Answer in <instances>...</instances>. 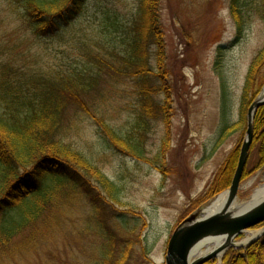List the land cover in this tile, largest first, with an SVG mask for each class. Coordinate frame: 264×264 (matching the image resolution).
<instances>
[{
	"label": "rangeland",
	"instance_id": "1",
	"mask_svg": "<svg viewBox=\"0 0 264 264\" xmlns=\"http://www.w3.org/2000/svg\"><path fill=\"white\" fill-rule=\"evenodd\" d=\"M231 1L160 0L169 98L158 95L155 101L166 109L144 123L145 159L105 145L93 115L69 109L78 130L69 133L67 141L121 188V202L112 206V216L102 220L99 212L98 218L113 236L114 254L130 243L126 264H164L175 227L216 197L200 201L229 153L238 149L239 154L247 109L264 87L262 65L257 71L262 85L248 100L245 122L239 125L247 70L264 46V0H236L239 23ZM137 2L86 0L83 11L68 25L35 35L18 18L16 0H0V65H11L32 79H52L91 65L87 52L106 53L111 47L122 51ZM132 84L106 74L85 100L99 117L125 133L138 119ZM256 153L257 145L250 146L247 174L237 190L239 201L248 199L262 181L264 164L255 168ZM62 190L66 193L55 208L59 223L52 225L54 231H47V215L24 228L11 241L10 247H15L5 264H93L99 258L98 248L105 240L99 232L85 230L91 204L69 186ZM263 227L264 223L256 225L234 241ZM260 238L264 243V233L256 239ZM223 255L213 264H223Z\"/></svg>",
	"mask_w": 264,
	"mask_h": 264
},
{
	"label": "trees",
	"instance_id": "2",
	"mask_svg": "<svg viewBox=\"0 0 264 264\" xmlns=\"http://www.w3.org/2000/svg\"><path fill=\"white\" fill-rule=\"evenodd\" d=\"M16 2L14 9L27 29L35 35H47L75 20L86 0ZM159 2L138 0L129 30L122 40L124 49L111 47L106 48V53L87 52L91 65L81 69L61 72L52 79H32L28 73L20 72L21 76L11 65H0V261L3 264L15 247H10L13 238L42 216L49 218L47 231H54L52 225L59 223L55 221L58 217L55 208L58 199L66 193L62 189L68 186L76 191L74 194L79 199L91 204L85 230L97 231L105 240L93 264H126L130 243L114 254L113 236L106 232L98 218L99 212L102 220L112 216V206L121 202V188L67 141L68 134L78 130L69 109L92 114L97 134L105 145L145 159L144 123L147 125V118L164 113L162 107L166 109V106L155 101L158 95L169 98ZM231 11L239 23L236 0L231 1ZM262 65L264 46L247 70L239 125L245 122L248 100L256 96L262 85L261 81L257 82V71ZM106 74L130 80L136 91L138 119L125 133L99 117L97 109L94 111L85 100L87 94L98 89ZM255 145V168H258L264 164V105L258 107L253 119L251 147ZM238 155V149L229 153L200 201L214 197L230 185ZM246 174L244 169L241 178ZM213 260L202 264H213ZM222 261L223 264H264L263 240L257 239L246 248L228 249Z\"/></svg>",
	"mask_w": 264,
	"mask_h": 264
},
{
	"label": "water",
	"instance_id": "3",
	"mask_svg": "<svg viewBox=\"0 0 264 264\" xmlns=\"http://www.w3.org/2000/svg\"><path fill=\"white\" fill-rule=\"evenodd\" d=\"M259 95L260 93L247 109L245 138L240 146L237 165L230 185L223 192L226 193L223 206L217 212L203 217H200L202 208H199L179 223L168 239L164 264H202L215 259L220 252L223 254L230 247H243L234 246L231 242L246 230L264 222V197L241 213L235 214L230 210L237 197V190L252 143L254 115L257 108L264 105V98ZM263 233L264 227L246 245L251 244ZM215 237H224V243L200 257L191 259V252L198 243Z\"/></svg>",
	"mask_w": 264,
	"mask_h": 264
},
{
	"label": "bare ground",
	"instance_id": "4",
	"mask_svg": "<svg viewBox=\"0 0 264 264\" xmlns=\"http://www.w3.org/2000/svg\"><path fill=\"white\" fill-rule=\"evenodd\" d=\"M259 96L261 98H264V87H263L262 91L260 92ZM262 175L263 176H262L261 183L252 190L248 199L239 201L236 197L235 201L233 202L232 206L230 207V210L233 213L238 214V213H241V212L249 209L252 205L257 203L259 200H261L264 197V170H263ZM225 199H226V193H222L221 195L215 197L213 200L209 201L206 205H204L202 207L200 217H203V216L209 215L211 213L217 212L223 206ZM248 234L249 235H247L245 238H243L239 241L233 240L231 242V244H233L234 246L246 245L248 243V241L256 235V233H254V232L248 233ZM224 241H225L224 237H219V238L215 237V238H208L206 240H203L202 242L198 243L196 245V247L192 250L191 255H190L191 259H194V258H197V257L204 255L208 251H211L213 248L224 243ZM222 255H223L222 252H220L217 255V258L219 260H221Z\"/></svg>",
	"mask_w": 264,
	"mask_h": 264
}]
</instances>
